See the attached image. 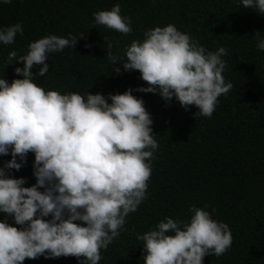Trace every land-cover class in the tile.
<instances>
[{
  "label": "clouds",
  "instance_id": "obj_1",
  "mask_svg": "<svg viewBox=\"0 0 264 264\" xmlns=\"http://www.w3.org/2000/svg\"><path fill=\"white\" fill-rule=\"evenodd\" d=\"M238 2L264 15V0ZM91 15L93 25L131 31L130 17L121 15L119 3ZM22 32L21 21L0 26V43L11 44ZM83 35L48 32L30 40L25 53L12 49L7 54L23 66L14 68L20 75L10 82L0 76V155L10 154L0 166V212L5 214L0 219V264L70 254L79 264H97L100 249L119 235L127 214L146 197L158 142L143 98L133 95L131 87L107 94L61 93L32 79L34 65L36 74L43 75L49 53L73 49ZM253 35L255 47L264 50V35L258 30ZM103 40L113 72H120V65L125 71L139 70L146 84L136 91L158 92L165 102L174 97L185 110L194 105L197 118L211 116L218 96L232 88L222 75L227 49L207 50L171 22L146 28L123 55L113 52L108 37ZM29 151L35 182L25 186L26 178L11 170L20 169ZM211 212L192 204L187 219L165 216L137 233L143 264H203L209 252H225L232 241L230 228Z\"/></svg>",
  "mask_w": 264,
  "mask_h": 264
},
{
  "label": "trees",
  "instance_id": "obj_2",
  "mask_svg": "<svg viewBox=\"0 0 264 264\" xmlns=\"http://www.w3.org/2000/svg\"><path fill=\"white\" fill-rule=\"evenodd\" d=\"M120 4L121 15L131 20V31L121 33L93 25L92 12ZM22 22L23 32L13 43H0V76L10 82L23 61L8 59L27 51L26 45L48 32L79 35L74 48L49 53V69L32 79L45 90L84 94L122 92L127 87L143 98L158 142L151 161L146 197L125 218L119 235L100 249L97 264H143L142 241L137 233L165 216L187 219L189 205L206 206L212 216L228 224L232 241L221 255H204L203 264H264V50L255 47V31L264 35V15L238 0H0V26ZM173 23L207 50L227 49L222 75L232 88L218 96L211 116L195 117L196 106L185 110L173 97L165 102L158 92L136 91L146 82L139 70L113 72L106 42L123 55L132 39H142L146 28ZM89 47H85V44ZM11 63V64H9ZM10 154L0 155V166ZM34 156L27 153L11 175L35 182ZM41 190H43L41 188ZM4 213L0 212V219ZM50 218V217H45ZM9 223H14L11 216ZM78 223H83L77 221ZM18 226V225H17ZM19 227V226H18ZM22 264H79L73 255L25 258Z\"/></svg>",
  "mask_w": 264,
  "mask_h": 264
}]
</instances>
